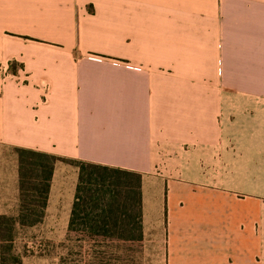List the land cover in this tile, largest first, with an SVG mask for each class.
<instances>
[{"label": "crops", "instance_id": "1", "mask_svg": "<svg viewBox=\"0 0 264 264\" xmlns=\"http://www.w3.org/2000/svg\"><path fill=\"white\" fill-rule=\"evenodd\" d=\"M12 61L0 148L18 201L15 148L136 172L146 258L264 264V0H0Z\"/></svg>", "mask_w": 264, "mask_h": 264}, {"label": "trees", "instance_id": "2", "mask_svg": "<svg viewBox=\"0 0 264 264\" xmlns=\"http://www.w3.org/2000/svg\"><path fill=\"white\" fill-rule=\"evenodd\" d=\"M14 152L18 157L19 206L16 216H0V264H22L11 256L13 233L17 226L32 228L45 220L57 163L78 169L66 242L74 243L97 264L119 261L117 252L127 256L142 252L141 174L31 149L15 148Z\"/></svg>", "mask_w": 264, "mask_h": 264}, {"label": "rangeland", "instance_id": "3", "mask_svg": "<svg viewBox=\"0 0 264 264\" xmlns=\"http://www.w3.org/2000/svg\"><path fill=\"white\" fill-rule=\"evenodd\" d=\"M14 159V154L9 148H0L1 212L10 217L16 216L19 206ZM61 166L69 167L67 171L60 170L57 175V192L60 191L64 179L63 196L56 197L49 215L41 224L32 228L17 226L13 233L14 245L11 256H16L22 264H97L86 252H80L74 243L66 242L69 222L63 206L68 203L69 193L75 185V176L74 168L67 164ZM116 255L120 260L112 264H155L154 259L146 258L142 252L135 255L128 253V256L117 252Z\"/></svg>", "mask_w": 264, "mask_h": 264}, {"label": "built area", "instance_id": "4", "mask_svg": "<svg viewBox=\"0 0 264 264\" xmlns=\"http://www.w3.org/2000/svg\"><path fill=\"white\" fill-rule=\"evenodd\" d=\"M18 71V68L16 69V63L13 61L7 64H0V74H2L5 81L15 79V74L18 73Z\"/></svg>", "mask_w": 264, "mask_h": 264}]
</instances>
